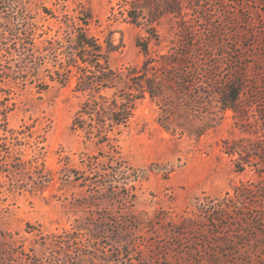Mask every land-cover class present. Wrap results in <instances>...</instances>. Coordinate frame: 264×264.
<instances>
[{"label":"rangeland","instance_id":"obj_1","mask_svg":"<svg viewBox=\"0 0 264 264\" xmlns=\"http://www.w3.org/2000/svg\"><path fill=\"white\" fill-rule=\"evenodd\" d=\"M131 1L0 0V165L12 170L20 157L51 177L36 190L34 173L14 181L0 166V264H209L212 251L220 264H264V0H193L187 23L166 14L149 20L150 4L138 12L140 24L130 21ZM229 22L232 56L244 63L245 85L259 91L243 96L246 117L192 102L199 111L184 117L174 109L166 127L161 105L183 104L165 87L167 102L148 93L135 100L128 125L109 132L108 145L71 129L88 98L76 89L81 31L102 47L118 46L108 60L122 79L100 91L110 97L128 91L145 61L150 76L176 56L184 24L208 41L213 26L228 30ZM205 125L213 126L200 136L188 130ZM111 155L131 167L126 187L134 197L122 203L106 196V185L95 191L69 172L111 173L102 169ZM125 214L135 227L118 232Z\"/></svg>","mask_w":264,"mask_h":264},{"label":"trees","instance_id":"obj_2","mask_svg":"<svg viewBox=\"0 0 264 264\" xmlns=\"http://www.w3.org/2000/svg\"><path fill=\"white\" fill-rule=\"evenodd\" d=\"M192 2L193 0H132L128 15L132 23L140 24L138 12H142L143 9L153 4L154 9L149 12V20L156 21L160 16L166 14L180 17L184 23H187L189 21L187 19L188 11L184 9H192ZM87 22L84 20L83 24L87 25ZM230 25V22L226 24L228 27V30H226L225 25L222 28L218 23L217 26L212 27L214 29H210L213 36L208 41H201L196 39L195 36L197 35L194 34L193 28L184 24L181 30L185 31L187 40L182 39L179 44L182 50L177 51L176 56H169L168 60L154 68L155 71L150 76L147 75L148 71L153 68L148 67L150 60L145 61L141 73L131 79L132 84L128 86V91L125 90L126 87L119 88L110 97L100 94V91L108 88H117L118 83L122 79V75L110 67L108 60L109 54L115 51L118 46L108 42L105 47H102L94 38L88 37L81 31L76 39L78 48L76 56L84 66H78L79 73L76 89L88 92V98L76 111L71 122V129L83 132L88 139L94 137L96 144L106 142L105 144L108 145L111 139L109 132L128 125L130 118L133 116L135 100L142 98L145 93H148L151 98H160L162 101L167 102V97L164 95L165 87L171 88L176 94V98L181 99L180 103L183 104L161 105L163 106V114L160 116V123L166 127L170 124V117L175 116V111H172L174 109H178V116L184 117H188L186 115L188 110L199 111L200 105H190L192 102L197 104L203 102V104L209 105L207 112L215 115L218 112L223 114L225 111L231 110L235 116L246 117L241 104L243 96L249 95L250 92L257 93L259 91L251 88L249 90L248 85H245V69L242 67L244 63L238 66L237 57L232 56L233 45L229 43L228 37ZM140 46L144 53L148 54L147 42L140 43ZM214 57H216L215 62H211L212 60L208 62L210 58ZM228 66L229 69H227ZM188 86H192V88L188 90ZM186 95L190 98L189 100L183 99ZM5 113L6 111L4 112L3 109H0L3 120H5ZM210 126L213 125H205L188 130L190 134L200 136ZM5 128L4 126L3 131H8ZM226 151L233 153L236 150L227 147ZM92 159H96V157ZM92 159L87 164V166H90V170L96 168V165H94L96 161H92ZM13 160L10 163L12 170H5L2 167L3 164L1 163L0 165L1 171H9V179L19 181L21 175L30 174L29 172L34 173L35 179L32 187L41 191L51 180L50 173H46L43 170L42 164L32 161L34 164L30 163L28 166L26 163H29V161H21L20 157H15ZM111 162H114V165L109 164ZM237 164V170H242V167ZM106 168H110L111 173L101 174L95 171V175L84 176L78 170H69V172L74 173L73 181L83 179V182L79 183V185H84L87 180H90L88 183L90 185L93 184L92 188L95 191H98V188L95 189L97 185H106L108 192L106 196L110 200L113 199L122 203V198L127 199L129 197V199H132L134 195H130L126 187L127 179L130 176L126 172L131 167L124 165L119 157L114 158L111 155L109 162L106 165H102L103 170ZM97 175L101 176L100 179L92 181ZM63 177V179L68 180L70 175L69 173H63ZM98 204L95 203L94 205L97 206ZM120 217L122 225H117L115 230L119 232L126 228L135 227L131 220L132 216L125 214L120 215ZM111 226L110 224L109 227ZM215 254L216 252L214 251L208 254L209 264H220L217 259L219 256L215 258Z\"/></svg>","mask_w":264,"mask_h":264}]
</instances>
